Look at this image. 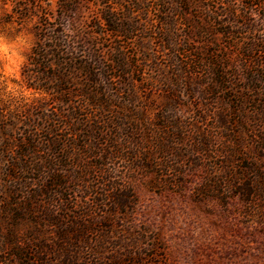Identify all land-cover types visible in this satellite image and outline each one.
<instances>
[{
    "label": "rangeland",
    "instance_id": "374dc122",
    "mask_svg": "<svg viewBox=\"0 0 264 264\" xmlns=\"http://www.w3.org/2000/svg\"><path fill=\"white\" fill-rule=\"evenodd\" d=\"M163 3L79 0L63 27L75 49L76 67L87 52L94 54L101 71L103 68L112 76L107 85L111 92L124 100L132 92L133 104L147 108L151 162L157 155V165L139 173L128 169L126 161L111 162L115 176H121L123 184L132 188L136 206L127 216L126 227L113 229L106 244L109 249L115 246L118 255H104L99 248L104 228L98 225L97 234L90 236L91 253L84 250L83 258L88 264H108L106 259L111 255L127 259L125 254L131 249L128 258L134 257L141 264H264V115L255 106L259 98L251 97L259 94L249 92L242 103L231 91L215 96L211 91L209 96L208 83L197 79L190 61L196 48L208 53L227 48L231 40L222 33L225 25L218 24H224L228 17L217 14L227 4L239 11L241 4L229 0ZM58 4L60 0H0V124L12 140L8 138L9 145L0 155L1 165L20 156L22 148L15 141L28 130L48 126L50 133L43 129L40 136H65L77 149L84 138L74 135L73 130L88 131L85 118L94 122L89 105L76 95L82 89L83 72L61 86L72 95L57 94L43 90L48 83L41 71L50 74L52 70L33 68L27 62L44 21L57 23ZM104 16L116 18L119 24H133L131 32H112ZM196 28L206 31L201 39ZM247 37L243 36V41ZM122 56L129 65L125 74L117 68ZM109 68H113L110 73ZM72 108L82 123L71 116ZM132 128L124 130L134 142L138 135L134 125ZM120 131L124 138L126 133ZM116 139V146H123L125 152L124 139ZM157 140L164 146L163 153L156 150ZM105 147L103 141L94 151ZM129 152L130 146L125 155ZM23 230L22 226L10 228L0 222V264L19 261L11 253L13 247H4L2 233L13 231L20 236ZM19 263L30 264L27 259Z\"/></svg>",
    "mask_w": 264,
    "mask_h": 264
},
{
    "label": "trees",
    "instance_id": "16d2710c",
    "mask_svg": "<svg viewBox=\"0 0 264 264\" xmlns=\"http://www.w3.org/2000/svg\"><path fill=\"white\" fill-rule=\"evenodd\" d=\"M159 2L164 4L163 0ZM229 2H240L239 11L227 4L217 16L228 17L224 24L218 25H225L222 33L231 43L227 48L212 49L210 53L196 48L194 59H190L194 62L192 72L202 83H208L206 93L209 96L211 91L213 96L231 91L234 96L239 95L242 103V99H245L243 97L248 96L249 92L258 93L259 96L251 97L259 98L255 106L262 109L260 114L263 116L264 0ZM78 3L79 0H60V11L54 20L57 23L44 21L46 23L38 29V39L27 57V62L33 68L52 70L50 74L41 71L44 81L51 85L46 84L43 90L56 91L57 94L72 95L71 90H63L61 86L70 83L71 79L83 72L82 89L76 95L89 105L87 108L92 110L90 116L94 117V122L88 123L85 118L84 124L88 131L84 128L81 133L77 129L73 130L74 135L84 138L77 149L72 148L75 144L66 142L65 136L62 139L50 134L40 136L38 132L43 129L50 133L48 126L35 131L28 130L15 141L22 148L20 156L15 161L0 164V197L4 194L0 198V222L6 223L10 228H24L20 236L8 231L2 233L1 238L4 247L14 248L15 251L11 253L19 261L27 259L30 264H88L87 259L83 258V252L90 249V236L97 234L98 225L104 228L103 239L98 241L99 248L104 255L106 252L118 255L119 251L115 250V246L109 249L106 244L113 229L126 227L127 216L136 206V198L132 188L123 184L121 176H115L116 170L111 162L126 161L128 169L138 171L137 173L157 165V155L152 157L151 162L150 153L147 151V108L135 106L134 94L130 91L128 92L132 96L129 94L126 100L118 93L111 92L107 85L112 76L103 68L101 71L94 54L87 52L84 61L77 67L73 63L76 59L75 49L70 45V39L64 34L63 27L69 14L75 13ZM129 11L128 7L127 12ZM210 17L215 22L216 16ZM108 18L104 16L103 19L112 32L116 29L118 34L123 31L131 32L133 24H119L116 18ZM205 32L196 28L195 34L201 39ZM245 35L249 37L243 41ZM118 62L117 68L125 74L129 67L126 59L122 56ZM67 67L68 73L65 72ZM186 68L191 73L189 66ZM111 71L113 68H109V73ZM70 112L78 124L83 122L76 118L74 108ZM133 125L138 135V140L135 137L134 142V137L129 138L130 134L126 132L133 129ZM120 130L126 133L124 138ZM228 130L233 132L231 128ZM117 136L124 139L126 151L130 146L131 152L125 155L123 146H116ZM91 137L94 138L93 143H90ZM8 138L12 142L9 131L0 124V155L9 145ZM103 141L106 147L95 152L94 147L103 145ZM228 141L234 144L233 140ZM155 143L156 150L163 153L162 142L157 140ZM236 143L242 146V143ZM67 146L72 149H66ZM261 149L264 150V147ZM130 252L131 249L125 254L127 259L111 255L106 260L108 264H141L135 262L134 257L128 258ZM19 261L16 264H20Z\"/></svg>",
    "mask_w": 264,
    "mask_h": 264
}]
</instances>
